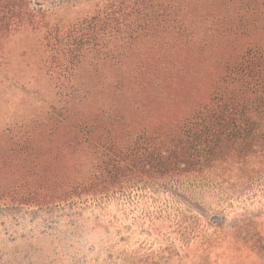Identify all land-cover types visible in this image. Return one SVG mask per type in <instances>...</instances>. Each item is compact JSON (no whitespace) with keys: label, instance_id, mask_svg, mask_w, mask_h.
<instances>
[{"label":"trees","instance_id":"trees-1","mask_svg":"<svg viewBox=\"0 0 264 264\" xmlns=\"http://www.w3.org/2000/svg\"><path fill=\"white\" fill-rule=\"evenodd\" d=\"M45 3L0 0V205L154 189L215 212L252 189L264 0Z\"/></svg>","mask_w":264,"mask_h":264},{"label":"rangeland","instance_id":"rangeland-1","mask_svg":"<svg viewBox=\"0 0 264 264\" xmlns=\"http://www.w3.org/2000/svg\"><path fill=\"white\" fill-rule=\"evenodd\" d=\"M151 190L126 201L0 205V264H264V174L215 212Z\"/></svg>","mask_w":264,"mask_h":264}]
</instances>
